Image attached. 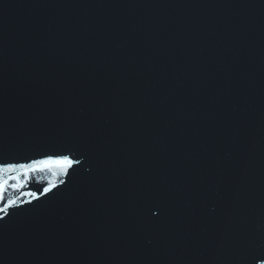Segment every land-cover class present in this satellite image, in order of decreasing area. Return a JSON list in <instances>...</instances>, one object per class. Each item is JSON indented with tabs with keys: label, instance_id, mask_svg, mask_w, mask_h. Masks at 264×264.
Here are the masks:
<instances>
[{
	"label": "water",
	"instance_id": "95a60500",
	"mask_svg": "<svg viewBox=\"0 0 264 264\" xmlns=\"http://www.w3.org/2000/svg\"><path fill=\"white\" fill-rule=\"evenodd\" d=\"M89 264L264 261V0H70Z\"/></svg>",
	"mask_w": 264,
	"mask_h": 264
},
{
	"label": "snow or ice",
	"instance_id": "6c2138e0",
	"mask_svg": "<svg viewBox=\"0 0 264 264\" xmlns=\"http://www.w3.org/2000/svg\"><path fill=\"white\" fill-rule=\"evenodd\" d=\"M73 164V159L67 155L57 156L55 158L49 156L44 159L33 160L27 164H0V205H2L0 206V220L4 219L9 209L32 202L31 199H22L21 197H31L32 199L38 200L40 196L46 195L56 188L57 183L63 182L59 179L56 183L49 181L47 186H44L39 194L33 191H21L26 186V181L32 175H39L55 166L59 169L55 175L59 177L64 175L68 169L72 168ZM15 169H22L23 171L14 175L12 174V170ZM9 190H12L13 194L9 195ZM17 192L19 195L14 194ZM261 264H264V261H261Z\"/></svg>",
	"mask_w": 264,
	"mask_h": 264
}]
</instances>
